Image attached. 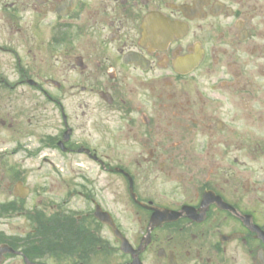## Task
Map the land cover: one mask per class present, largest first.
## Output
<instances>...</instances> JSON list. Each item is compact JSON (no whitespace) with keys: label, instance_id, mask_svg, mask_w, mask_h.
I'll return each instance as SVG.
<instances>
[{"label":"flooded vegetation","instance_id":"1","mask_svg":"<svg viewBox=\"0 0 264 264\" xmlns=\"http://www.w3.org/2000/svg\"><path fill=\"white\" fill-rule=\"evenodd\" d=\"M0 264H264V0H0Z\"/></svg>","mask_w":264,"mask_h":264},{"label":"rangeland","instance_id":"2","mask_svg":"<svg viewBox=\"0 0 264 264\" xmlns=\"http://www.w3.org/2000/svg\"><path fill=\"white\" fill-rule=\"evenodd\" d=\"M14 105H12L11 107H13ZM119 192H121V190H119Z\"/></svg>","mask_w":264,"mask_h":264}]
</instances>
